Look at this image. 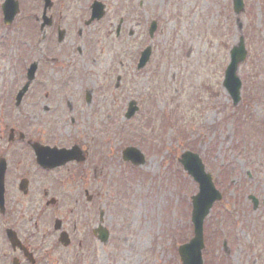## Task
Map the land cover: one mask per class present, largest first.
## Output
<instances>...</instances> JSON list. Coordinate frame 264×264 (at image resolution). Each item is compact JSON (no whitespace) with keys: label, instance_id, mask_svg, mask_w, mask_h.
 Returning <instances> with one entry per match:
<instances>
[{"label":"rangeland","instance_id":"obj_1","mask_svg":"<svg viewBox=\"0 0 264 264\" xmlns=\"http://www.w3.org/2000/svg\"><path fill=\"white\" fill-rule=\"evenodd\" d=\"M101 2L107 16L81 37L73 34L72 46L68 37L71 50L54 43L57 53L50 54L62 64L44 68L54 107L32 121L59 128L86 149L92 143L100 166L91 175L86 165L84 185L101 193L113 216V264H181L177 248L192 238L191 197L198 190L177 161L185 151L200 157L222 194L204 219L203 264H264V0H243L238 16L232 0ZM151 21L157 29L150 38ZM240 36L247 54L233 106L222 81ZM39 38L36 32L25 44ZM148 46L149 62L137 70ZM5 73L12 78L15 69ZM96 92L103 96L90 105L79 98ZM132 100L139 110L126 119ZM128 146L144 155L142 166L122 162Z\"/></svg>","mask_w":264,"mask_h":264},{"label":"flooded vegetation","instance_id":"obj_2","mask_svg":"<svg viewBox=\"0 0 264 264\" xmlns=\"http://www.w3.org/2000/svg\"><path fill=\"white\" fill-rule=\"evenodd\" d=\"M95 1L0 0V264H113V216L101 193L84 185L86 165L91 175L100 166L92 143L86 149L59 128L32 121L54 107L44 83V68L62 64L54 43L71 50L68 37L71 45L73 34L81 37L107 16L91 18ZM36 32L39 42L25 44ZM7 66L15 69L12 78ZM95 94L79 98L87 106L103 96Z\"/></svg>","mask_w":264,"mask_h":264},{"label":"water","instance_id":"obj_3","mask_svg":"<svg viewBox=\"0 0 264 264\" xmlns=\"http://www.w3.org/2000/svg\"><path fill=\"white\" fill-rule=\"evenodd\" d=\"M234 13L237 15L243 11L242 0H233ZM155 30V24L152 23L149 34L152 35ZM150 55V49L147 48L142 54L138 64V69L142 68L148 61ZM245 58V52L243 50L242 38H240L239 44L231 51V61L225 72V81L223 83L228 94L230 95L233 105H236L239 101V89L240 81L236 76L238 64ZM33 72V69L30 71ZM137 111V107L134 102H130L125 118L129 119ZM123 159L130 161L134 165H142V155L133 148L126 149L123 152ZM180 163L187 173L193 177V179L199 185V193L192 198V223L194 225V238L186 245H183L179 249L182 264H202L201 250L203 248V236L202 225L205 216L208 214L209 209L216 200H220L219 193L214 189L209 175L204 173L203 165L198 156L189 152L183 154L180 159ZM256 201L254 200V206Z\"/></svg>","mask_w":264,"mask_h":264}]
</instances>
